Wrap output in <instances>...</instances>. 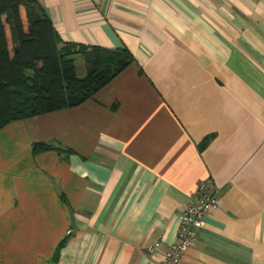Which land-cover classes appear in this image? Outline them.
I'll list each match as a JSON object with an SVG mask.
<instances>
[{
  "label": "crops",
  "instance_id": "obj_1",
  "mask_svg": "<svg viewBox=\"0 0 264 264\" xmlns=\"http://www.w3.org/2000/svg\"><path fill=\"white\" fill-rule=\"evenodd\" d=\"M36 1L63 42L134 61L0 130V264H54L66 237L55 264H156L207 181L218 207L179 264H264V0Z\"/></svg>",
  "mask_w": 264,
  "mask_h": 264
},
{
  "label": "trees",
  "instance_id": "obj_2",
  "mask_svg": "<svg viewBox=\"0 0 264 264\" xmlns=\"http://www.w3.org/2000/svg\"><path fill=\"white\" fill-rule=\"evenodd\" d=\"M78 56L83 78L77 75ZM133 61L126 50L63 42L36 0H0V130L93 100ZM46 152L70 153L55 143L32 146L33 156Z\"/></svg>",
  "mask_w": 264,
  "mask_h": 264
},
{
  "label": "built area",
  "instance_id": "obj_3",
  "mask_svg": "<svg viewBox=\"0 0 264 264\" xmlns=\"http://www.w3.org/2000/svg\"><path fill=\"white\" fill-rule=\"evenodd\" d=\"M219 191L210 181L198 185L197 197L190 200L181 216L176 243L169 247L162 261L156 264H179L186 252L193 247L198 232L202 229L206 214L218 207ZM154 252V249H150Z\"/></svg>",
  "mask_w": 264,
  "mask_h": 264
},
{
  "label": "rangeland",
  "instance_id": "obj_4",
  "mask_svg": "<svg viewBox=\"0 0 264 264\" xmlns=\"http://www.w3.org/2000/svg\"><path fill=\"white\" fill-rule=\"evenodd\" d=\"M84 67H85V64H84L82 57L81 56L77 57L76 69H77V75L79 78H83L85 76V74L83 73Z\"/></svg>",
  "mask_w": 264,
  "mask_h": 264
},
{
  "label": "water",
  "instance_id": "obj_5",
  "mask_svg": "<svg viewBox=\"0 0 264 264\" xmlns=\"http://www.w3.org/2000/svg\"><path fill=\"white\" fill-rule=\"evenodd\" d=\"M67 239H68V237L64 238V239L60 242V244L58 245V248H57L56 254H55L54 258H53V263H54V264L57 262V260H58V258H59L60 251H61V249L64 247V245H65Z\"/></svg>",
  "mask_w": 264,
  "mask_h": 264
}]
</instances>
